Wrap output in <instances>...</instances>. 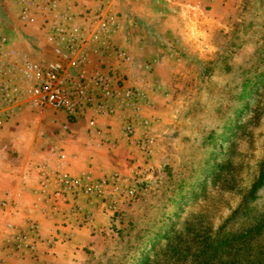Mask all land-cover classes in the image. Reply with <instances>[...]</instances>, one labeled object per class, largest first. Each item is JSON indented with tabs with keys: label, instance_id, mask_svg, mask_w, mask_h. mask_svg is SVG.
Segmentation results:
<instances>
[{
	"label": "rangeland",
	"instance_id": "374dc122",
	"mask_svg": "<svg viewBox=\"0 0 264 264\" xmlns=\"http://www.w3.org/2000/svg\"><path fill=\"white\" fill-rule=\"evenodd\" d=\"M60 1L95 7L108 0L89 5L81 0ZM172 4L178 9H172L176 18L169 26L178 31L186 21L185 48L178 50L177 58L157 55L152 72L158 83L151 87L153 93L146 84L139 85L147 99L138 106L137 121L151 148L148 174L141 175L145 179L135 175L144 170L139 165L143 157L120 137L118 125H108L110 131L100 137L87 136L79 128V143L86 136L99 140L101 151L92 154L98 168L88 169L96 172L95 177L117 172L123 175L124 186L137 184L141 189L131 199L114 194L61 203L40 197L31 207L41 211L38 216L14 199L16 209L7 206L0 212V249L6 257L30 260L43 245L48 260L43 264L154 260L180 264L165 259V248L180 234L187 238L184 228L192 221L208 237L206 245L216 244L213 239L219 231L236 239L221 256L223 262L264 264V181L257 186L264 165V0H172ZM112 8L122 21L121 13ZM18 14L14 0H0V35L11 44L15 37L18 47L39 60L42 54L36 52L44 37L38 23L21 26ZM120 40L117 32L112 39L117 52ZM107 58L116 61L114 55ZM123 64L116 65L121 69ZM124 80L137 86L125 75ZM28 128L21 126V135L11 138L22 148ZM55 128L49 131L54 133ZM30 129L37 134L44 130L41 125ZM64 139L62 145L70 147ZM6 155L1 166L21 153ZM4 171L0 168V173ZM35 184L30 187L40 196L38 179ZM112 201L115 210L109 206ZM41 220L51 225L50 232ZM9 221L15 229L6 226ZM192 260L188 256L186 264H193Z\"/></svg>",
	"mask_w": 264,
	"mask_h": 264
},
{
	"label": "built area",
	"instance_id": "2783aa9c",
	"mask_svg": "<svg viewBox=\"0 0 264 264\" xmlns=\"http://www.w3.org/2000/svg\"><path fill=\"white\" fill-rule=\"evenodd\" d=\"M14 1L19 7L20 25L38 23L44 42L42 51L36 52L42 58L35 60L30 50L9 45L7 38L0 35V133L24 110L60 113L66 119L65 129L71 122L83 121L87 134L98 137L109 129L106 120L120 117V137L143 157L139 165L146 171L135 175L147 176L150 142L140 134L141 123L137 121L138 106L147 97L139 86L125 84L124 75L116 65L120 61L125 63L128 57L112 46L121 24L112 4L107 1L85 7L60 0ZM109 54L116 57L114 63L109 62ZM56 152L53 150V155L61 157ZM34 170L40 196H50L53 202L64 203L81 197L104 199L114 194L131 199L142 187L124 186V177L117 172L95 177L88 170L76 175L51 170L47 164ZM7 206L16 209L10 195L0 202V212ZM109 206L116 209L114 201ZM6 226L16 228L10 221Z\"/></svg>",
	"mask_w": 264,
	"mask_h": 264
},
{
	"label": "crops",
	"instance_id": "0c3cea01",
	"mask_svg": "<svg viewBox=\"0 0 264 264\" xmlns=\"http://www.w3.org/2000/svg\"><path fill=\"white\" fill-rule=\"evenodd\" d=\"M81 1L89 5L96 4L101 0ZM108 2L122 16L118 31V36L122 39L119 41L121 45L119 50L128 57V61L122 62L124 63L121 68L122 73L129 83L137 86L146 84L149 87V92L153 93L151 87L156 82L158 83L154 72H152L158 63L157 55L178 56V50L185 48L187 37L184 24L186 21L183 19V26L177 27L178 31L170 28L169 25L175 23L174 20L170 22L171 18H176L172 9H178L172 4V0H108ZM7 40L9 45L18 46L15 43V37L11 38L14 41L12 44L9 39ZM155 56L156 58H154ZM177 56L175 57L177 58ZM65 122L66 119L62 114L51 110H44L41 114L24 110L15 120H11L5 125L0 133V162L5 161L6 153L9 151H16L21 155L17 156L15 160L11 158L6 160L4 166L0 165V168L5 170L0 173V199L5 198V195H10V197L21 201L24 204L23 207L27 206L28 211L30 208V212L38 216L41 211H32L31 207L32 203L39 201L41 196L30 187V185L35 187L37 177L34 169L36 166L47 164L51 170H65L76 175L86 172L91 165L93 168H98L96 167L98 161L93 159L92 154L96 150L101 151L99 140L87 138L90 135L87 134L85 126L82 128L83 121L78 120L67 124L68 131L64 128ZM121 122L120 117H115L106 121L105 124L107 126L118 125L117 128H119ZM23 125H28L30 128L32 125L38 127L41 125L44 130L37 134V132L31 133L33 130L30 128L26 129L23 134L28 140L26 139L27 144L22 148L18 146L17 141L11 138H14L17 133L21 135L20 127ZM53 126L56 127L54 133L49 131V127ZM79 128L81 131L84 130L87 135H85L86 141L83 144L79 143ZM85 133L82 132L83 136ZM62 138H65V142L70 147L62 145ZM9 142L12 144L9 145ZM53 150L57 151L56 153L61 157L53 155ZM94 174L96 176L95 171ZM39 217L43 218L42 215ZM41 223L46 229L45 231H51V225L44 224L42 220ZM42 248L43 245L37 248V256L32 259L30 257V260L16 255L6 257L0 249V264H43L48 260H46Z\"/></svg>",
	"mask_w": 264,
	"mask_h": 264
},
{
	"label": "trees",
	"instance_id": "16d2710c",
	"mask_svg": "<svg viewBox=\"0 0 264 264\" xmlns=\"http://www.w3.org/2000/svg\"><path fill=\"white\" fill-rule=\"evenodd\" d=\"M263 181L264 165L257 186ZM198 221L199 220H197V222ZM197 222L196 225H200V222ZM184 229L187 238H185L183 234H180V236L177 237V241L173 244H167L165 248V259H176V262L186 264L188 256H192L193 264H228V262H223L221 256L227 252L229 245H231L232 241L236 239H233L232 236L228 237L225 234L221 235V232L219 231L216 233V238L213 239V242L216 244L206 245L204 242L208 237L202 232V228H195V222H186V227ZM246 235L242 238H245ZM193 248H195L194 251L192 250ZM159 262L163 261L154 260L147 262L146 264H162Z\"/></svg>",
	"mask_w": 264,
	"mask_h": 264
}]
</instances>
